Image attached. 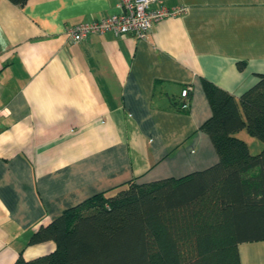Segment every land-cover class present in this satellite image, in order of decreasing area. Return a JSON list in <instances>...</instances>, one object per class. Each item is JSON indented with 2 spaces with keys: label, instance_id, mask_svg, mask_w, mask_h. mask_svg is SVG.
Wrapping results in <instances>:
<instances>
[{
  "label": "crops",
  "instance_id": "1",
  "mask_svg": "<svg viewBox=\"0 0 264 264\" xmlns=\"http://www.w3.org/2000/svg\"><path fill=\"white\" fill-rule=\"evenodd\" d=\"M118 1L0 0V264L53 251L31 234L95 194L214 164L202 80L238 97L264 74V0H158L184 11L144 38L69 37ZM238 252L264 264V240Z\"/></svg>",
  "mask_w": 264,
  "mask_h": 264
},
{
  "label": "trees",
  "instance_id": "2",
  "mask_svg": "<svg viewBox=\"0 0 264 264\" xmlns=\"http://www.w3.org/2000/svg\"><path fill=\"white\" fill-rule=\"evenodd\" d=\"M202 86L211 115L199 129L214 164L95 194L31 234L29 244L53 241V251L13 264H241L239 244L264 240V148L252 154L235 133L264 142V74L238 97Z\"/></svg>",
  "mask_w": 264,
  "mask_h": 264
},
{
  "label": "built area",
  "instance_id": "3",
  "mask_svg": "<svg viewBox=\"0 0 264 264\" xmlns=\"http://www.w3.org/2000/svg\"><path fill=\"white\" fill-rule=\"evenodd\" d=\"M158 0H119V13L112 14L99 21L79 23L68 28L69 37L78 42L90 34L111 32L114 35L132 34L144 38L152 24L166 16H175L184 11L183 7L168 9L155 7ZM188 88L181 91L186 97ZM183 106H187L185 103ZM1 113V110H0Z\"/></svg>",
  "mask_w": 264,
  "mask_h": 264
},
{
  "label": "rangeland",
  "instance_id": "4",
  "mask_svg": "<svg viewBox=\"0 0 264 264\" xmlns=\"http://www.w3.org/2000/svg\"><path fill=\"white\" fill-rule=\"evenodd\" d=\"M235 135L243 140L246 141L249 151L252 154H256L259 151L262 150V148H264V142H262L261 140H259L256 137H253L251 135L248 134V132L245 129H242L240 131H237L235 133Z\"/></svg>",
  "mask_w": 264,
  "mask_h": 264
}]
</instances>
